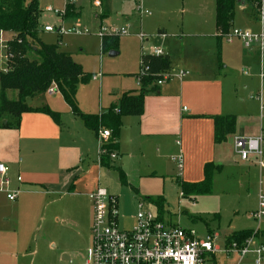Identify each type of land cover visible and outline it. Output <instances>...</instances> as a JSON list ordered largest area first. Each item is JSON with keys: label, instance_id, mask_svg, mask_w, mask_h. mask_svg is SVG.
<instances>
[{"label": "crops", "instance_id": "crops-1", "mask_svg": "<svg viewBox=\"0 0 264 264\" xmlns=\"http://www.w3.org/2000/svg\"><path fill=\"white\" fill-rule=\"evenodd\" d=\"M209 1L201 16L203 19L193 22V29H181L177 35L172 36L174 38H161L156 42L164 48L163 51L169 61L168 69L184 70L188 75L181 79H172L159 86L155 92L148 93L144 97L141 116L121 118L117 140L114 141L113 136L110 137L109 144L115 142L116 145L111 152L106 149L105 165L101 166L99 153L92 164L85 166L87 163L85 159L91 154L93 158L95 157V148L98 150L97 133L100 130H108L111 135V130L105 127H99L97 132L88 130L84 123L72 114L70 108L66 107L67 104L60 107L58 101H48L46 97L40 99L44 94L26 100L29 108L48 107L57 113L56 122L50 116L38 112L23 113L18 120L8 114L0 117V163L6 167V175L0 177V187L2 180L6 179L8 183L0 190V264L7 262L3 252L17 245L19 240L29 238L35 223L38 224L35 207L39 210L45 202L46 204L55 202V200L51 202L50 199L54 195L80 197L83 200L82 208L74 207L72 226L79 238L89 245L92 206L88 195L98 187L103 188L100 182L86 181L94 166L99 169L111 167L116 169L120 185L128 187L136 195V212L140 202L144 208L150 202V198H143L139 191H148L151 184L159 187L160 180L165 184L166 180L175 177L181 198L195 202L203 197L193 195L184 197L177 181L190 185L202 182L204 167L208 164L214 168L212 190L216 176L230 174L239 177L243 172L249 176L254 171H257L262 179L259 186L261 184L263 189L264 166L260 167L254 157L248 161H241L234 144L237 138L248 139L264 135V64L262 65L264 53L260 55L257 45L246 49L239 40L228 43L222 39L219 42L215 12L211 11V2L215 3V0ZM243 1L248 0H239L236 6L243 9ZM73 15L74 8L69 17ZM66 18H60V24L64 25ZM39 22L40 30L44 32L43 28L49 24L42 23L41 13ZM211 26H214V30ZM233 26L232 20L229 32ZM0 32L9 33L12 40L16 35L12 32ZM136 36L130 37L136 44L131 64L133 67L111 77L115 81L113 88L105 86V77L102 75L92 76L93 80L90 78L88 83L91 86L92 83L97 84L98 95L93 92L94 85L89 90L77 91L76 100L80 113L92 116L105 115L111 107L118 104L123 95L139 94L141 86L136 77L140 69L138 65L142 57V47ZM56 37L58 44H62V37ZM116 38L117 49L111 51L116 55L111 58L119 55L120 41L119 37ZM63 53L69 54L72 58L70 53L65 51ZM257 57L261 62L259 73ZM73 62L80 66V63L74 60ZM247 71L251 73V77L244 76L247 75ZM6 72L7 66L0 74ZM127 80H134V85L127 83ZM79 87L87 88L84 85ZM10 92H6V99L16 101L17 94H13L14 99L8 98ZM56 94L58 93L49 96ZM29 102L31 104H28ZM227 116L235 119L234 132L229 134L224 142L215 144L214 118ZM60 118L66 119V126H62ZM70 138L76 141L73 148L68 144ZM109 154H114L115 157L110 158ZM21 155L27 158L26 162L20 159ZM178 156L182 158L181 172L177 168ZM262 160L264 162V147ZM84 168H87V171ZM175 170L177 175L174 174ZM119 173L123 174L125 184L120 181ZM11 192H17V200L9 201L6 198ZM115 197L118 202V197ZM156 199H160V196ZM4 206L7 209H4ZM256 208L250 213V217ZM155 215L172 224L170 217L165 219L161 213ZM44 221L45 219L42 227ZM256 223L259 228L264 224V219ZM207 233H210V230ZM251 234L248 247L250 252L247 255L253 258L254 264L256 261L254 251L264 244L256 242L253 245L252 240L255 241L264 233L257 230L251 231ZM70 256L63 257V261L71 264L77 256L75 253H71ZM242 260L239 261L238 257L237 264Z\"/></svg>", "mask_w": 264, "mask_h": 264}, {"label": "rangeland", "instance_id": "rangeland-1", "mask_svg": "<svg viewBox=\"0 0 264 264\" xmlns=\"http://www.w3.org/2000/svg\"><path fill=\"white\" fill-rule=\"evenodd\" d=\"M32 1L23 0V5L26 7ZM35 1L36 8L42 15L43 24L48 23L56 27L62 25L60 24V18L44 12V7L47 6L53 10L64 12V18L68 16L64 21V29L75 28L78 31L77 34L63 35L62 44H58L55 35L46 34L39 28V34H35L39 42L44 45L56 46L59 51L70 53L73 60L80 63L83 73L90 78L97 74L102 75L105 77V86L110 88L115 86V81L111 79L112 76L133 67L131 64L133 63L132 59L136 51V44L132 42L130 37L138 34H143L146 37L147 42H139L140 47H142L141 55L149 53L152 48L164 49L161 45L156 44L159 41L158 39L162 38L161 35L170 39L174 38L172 36L177 35L183 29H193V22L203 19L201 16L204 14V8L210 2L209 0H142V10L140 11V6H137L133 0ZM95 1L100 3V7L94 6ZM243 2L244 8L241 9L240 6H236L235 12H233L234 26L232 30L259 32L261 24L258 18V10L248 1ZM211 4V11L215 12V3L211 2ZM68 5L71 6L72 13L74 8L72 17L66 15ZM262 7L264 10V0H262ZM144 12L149 13V15L144 14ZM102 27L107 29H129L130 36L119 37V55L117 57L111 58L108 53H101L99 31ZM213 27L211 26L214 30ZM1 38L3 46L0 48V71H4L7 66L5 48L12 37L9 33H3ZM29 44L31 52L29 51L27 57L29 60H34L37 57L33 49L37 45L34 41H29ZM256 65L259 73L261 65L259 58L256 60ZM138 66L139 68L142 66L141 59ZM246 74L241 73L244 76H252L249 71ZM133 81L127 80V83L134 85L135 82ZM80 85L87 88H81L78 85L77 91L89 90L94 83H92V86L89 83ZM93 92L98 95L97 84L94 85ZM13 94L16 95V92L11 91L8 98L14 99ZM45 97L48 101H58L60 107H64L66 104L59 93L53 96L44 94L40 99ZM48 97H51V100ZM76 98L75 96V100ZM76 106L79 110L77 100ZM60 123L62 126H66V119L60 118ZM68 144L70 148H73L76 145L75 139L70 138ZM97 154L98 150L95 148V157L93 158L91 154L90 157L86 158L87 163L85 166L92 164L91 162L97 158ZM20 159L27 161V158L22 155ZM84 170L87 171V168H84ZM175 173L177 175V170L174 171ZM177 179L180 178L177 177ZM214 179L212 194L198 198L195 202L181 198L176 187L175 177L172 180H166L165 184L160 180L159 187L151 184L148 186V191H139V193L143 198H150V202L145 207L147 210L153 214L161 213L165 219L170 217L171 223L175 226L192 230L199 236L206 235L209 230L210 233L219 236L216 246L220 249V252L207 259V264H237L238 256L234 254L226 256L223 251L227 248V239L232 233L255 232L257 230L264 233V224L258 228V224L250 217V213L257 207L258 197L264 195V179L263 189L261 184L259 186L262 179L257 171L249 176L246 175V172H243L239 177L221 174ZM86 181L88 183L100 182V186L107 189L110 195L118 197V226L121 229L132 228L133 218L136 214V195L128 187L120 185L116 169L112 167L99 169L94 166V170L91 171ZM158 196L161 200L164 197L161 211L156 204V201L160 200L156 199ZM50 199L51 202L54 200L55 202L51 204L45 202L39 210L35 207L34 212L35 215L37 214L39 222L38 224L35 223L30 237L19 240L17 245L3 252L7 259L4 264H69L63 261V257L70 258L71 253H75L77 256L71 264H84L86 262L88 245L79 238L77 231L72 226L75 216L74 207L82 208V205H84L83 200L80 197L71 198L70 196L61 195H54ZM4 209H7V207L4 206ZM44 219V227H42ZM252 242L253 245L256 242L264 244V235H259ZM252 259L251 256L246 255L240 264H253Z\"/></svg>", "mask_w": 264, "mask_h": 264}, {"label": "built area", "instance_id": "built-area-1", "mask_svg": "<svg viewBox=\"0 0 264 264\" xmlns=\"http://www.w3.org/2000/svg\"><path fill=\"white\" fill-rule=\"evenodd\" d=\"M133 1L137 6H140L141 11L142 0ZM254 5L259 13L261 30L258 33H252L234 29L228 32L223 39L228 43L239 40L246 49L257 45L259 53L262 55L264 53V10L262 0H254ZM94 6L98 8L100 3L95 1ZM44 12L53 14L57 18L64 16V12L53 10L50 7H45ZM144 14L149 15L147 12H144ZM43 30L58 37L78 33L77 29L66 30L63 25L59 27L48 25ZM128 35H130L129 29L123 28L107 29L102 27L99 31L101 40L104 37ZM161 37L165 38L164 35H161ZM137 38L140 42H147L143 34H138ZM2 46L3 40L0 34V48ZM5 50L8 62V59L11 58L8 54V45ZM147 57L163 58L166 57V53L161 48H152L149 53L142 54V66L136 77L139 84L144 78L156 77L155 85L159 87L172 79H181L188 75L187 71L178 69H167L157 74L151 73L145 63ZM55 91L56 87L53 85L47 93L54 94ZM110 137V131L108 130H100L97 133L98 153L101 157L107 154L106 146L110 143ZM234 146L241 161H248L251 157H254L260 167L264 166L262 160L264 135L248 139L237 138ZM109 157L114 158L115 155L109 154ZM176 162L178 171L181 172V156L177 157ZM5 175L6 167L0 163V177L3 178ZM7 184L6 179L2 180L0 190H3V186ZM16 197L17 192L6 195L9 201H14ZM88 198L92 206V223L87 259L84 264H207V259L220 252L216 246L217 234L207 233L204 236H199L192 230L167 223L158 215L146 210L141 202L137 205L133 227L125 230L118 226V202L115 196L110 195L106 189L98 187L88 195ZM251 217L258 223L264 219V195L258 197L257 209L251 214ZM249 244L250 239H247L241 248L236 242H232L227 245L223 252L226 256L236 254L239 261H241L250 252L248 249ZM254 253L256 255L254 264L264 262V246L258 247Z\"/></svg>", "mask_w": 264, "mask_h": 264}, {"label": "trees", "instance_id": "trees-1", "mask_svg": "<svg viewBox=\"0 0 264 264\" xmlns=\"http://www.w3.org/2000/svg\"><path fill=\"white\" fill-rule=\"evenodd\" d=\"M239 0H215V24L217 39L220 42L229 32L233 20V12ZM254 7V0H248ZM72 13L71 6L66 7V15ZM40 12L33 0L26 7L23 0H0V31L15 33V38L8 43V71L0 74V117L8 114L17 120L23 113L38 112L50 116L55 122L58 114L48 107L38 109L29 108L26 100L47 93L54 85L57 93L61 94L72 114L78 117L88 130L97 132L99 127L111 130L114 141L119 136L121 118L124 116H141L143 113L144 97L155 92L156 77L142 79L138 95H123L118 104L111 107L105 115L92 116L80 113L76 106V92L80 84H87L90 77L83 73L81 67L75 64L69 54L58 51L56 46L44 45L36 38L35 34L40 28ZM29 41L36 43L33 49L36 59L29 60L27 54L31 52ZM118 46L116 37H104L101 40V53L106 54L115 51ZM145 63L151 73L157 74L169 67L167 57H147ZM13 91L17 94L16 101L6 99V92ZM18 125V124H17ZM235 129L234 117L214 118V143L225 141ZM116 143L106 146L107 151L115 147ZM107 156L100 157L101 166ZM105 165V164H104ZM214 168L208 164L204 167V179L198 184H185L177 181L181 194L186 196H208L212 192V179ZM119 179L125 184L123 174L119 173ZM163 201V200H162ZM161 199L156 201L159 209H162ZM252 236L251 232L234 233L228 239V243L236 242L241 248L245 240Z\"/></svg>", "mask_w": 264, "mask_h": 264}, {"label": "water", "instance_id": "water-1", "mask_svg": "<svg viewBox=\"0 0 264 264\" xmlns=\"http://www.w3.org/2000/svg\"><path fill=\"white\" fill-rule=\"evenodd\" d=\"M108 54H109V57H113L116 55V53H114V52H109Z\"/></svg>", "mask_w": 264, "mask_h": 264}]
</instances>
